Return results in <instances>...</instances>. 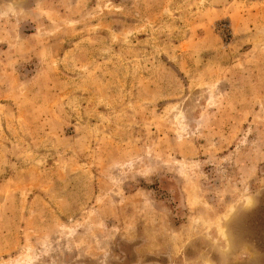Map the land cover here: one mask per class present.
<instances>
[{
    "label": "rangeland",
    "instance_id": "1",
    "mask_svg": "<svg viewBox=\"0 0 264 264\" xmlns=\"http://www.w3.org/2000/svg\"><path fill=\"white\" fill-rule=\"evenodd\" d=\"M0 264H264V0H0Z\"/></svg>",
    "mask_w": 264,
    "mask_h": 264
}]
</instances>
